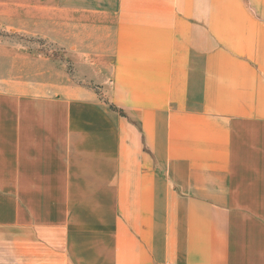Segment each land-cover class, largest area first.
<instances>
[{
  "label": "crops",
  "instance_id": "0c3cea01",
  "mask_svg": "<svg viewBox=\"0 0 264 264\" xmlns=\"http://www.w3.org/2000/svg\"><path fill=\"white\" fill-rule=\"evenodd\" d=\"M102 1L54 19L118 59L122 113L0 51V264H264V0H201L195 24ZM176 38L213 117L160 115Z\"/></svg>",
  "mask_w": 264,
  "mask_h": 264
},
{
  "label": "rangeland",
  "instance_id": "374dc122",
  "mask_svg": "<svg viewBox=\"0 0 264 264\" xmlns=\"http://www.w3.org/2000/svg\"><path fill=\"white\" fill-rule=\"evenodd\" d=\"M59 1H68L74 4L88 5L89 3L103 2L102 0H0V51L4 56L13 59L16 69L26 70L30 64L41 63L53 66L60 71L64 84L72 86H84L95 90L100 99L110 105L116 112L122 113L124 108L120 106L118 95V80L124 74L123 66L117 72L115 57H93L95 51L107 50L104 41H90L88 34H92L93 28L87 24H81L77 20L72 23L70 19L64 18L56 22L57 8L62 9ZM201 0H113L120 13H129L133 9L139 13L153 12L157 16H168L178 23L180 20L189 19L191 23L197 22L199 17ZM104 3V2H103ZM107 3V2H106ZM64 9V8H63ZM119 11V10H118ZM142 11V12H140ZM85 14V13H84ZM81 17L87 20L85 15ZM78 22V23H77ZM91 29V32L89 31ZM103 34L102 27H98L95 33ZM176 38L174 43L173 61L174 73L165 72L159 74L160 115L162 117H200L210 113L212 107H200L198 99L191 96L189 102L183 98L184 74L183 50L178 49ZM213 38L210 41L213 42ZM106 45V46H105ZM166 49V43L162 44ZM90 49V51H89ZM96 54V53H95ZM166 59V58H165ZM126 70V69H125ZM181 71V72H180ZM174 81V89L167 87V79ZM168 95L171 97L168 101ZM162 173L163 170H160Z\"/></svg>",
  "mask_w": 264,
  "mask_h": 264
}]
</instances>
